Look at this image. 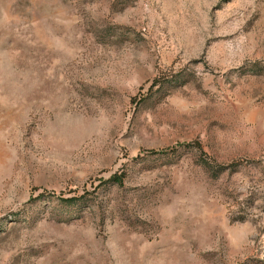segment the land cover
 Here are the masks:
<instances>
[{
  "label": "rangeland",
  "instance_id": "obj_1",
  "mask_svg": "<svg viewBox=\"0 0 264 264\" xmlns=\"http://www.w3.org/2000/svg\"><path fill=\"white\" fill-rule=\"evenodd\" d=\"M0 264H264V0H0Z\"/></svg>",
  "mask_w": 264,
  "mask_h": 264
},
{
  "label": "trees",
  "instance_id": "obj_2",
  "mask_svg": "<svg viewBox=\"0 0 264 264\" xmlns=\"http://www.w3.org/2000/svg\"><path fill=\"white\" fill-rule=\"evenodd\" d=\"M71 199V198H70Z\"/></svg>",
  "mask_w": 264,
  "mask_h": 264
}]
</instances>
